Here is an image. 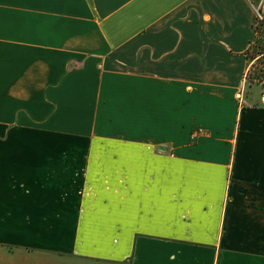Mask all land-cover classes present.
Returning <instances> with one entry per match:
<instances>
[{
	"label": "crops",
	"instance_id": "crops-1",
	"mask_svg": "<svg viewBox=\"0 0 264 264\" xmlns=\"http://www.w3.org/2000/svg\"><path fill=\"white\" fill-rule=\"evenodd\" d=\"M261 2L0 0V264H264Z\"/></svg>",
	"mask_w": 264,
	"mask_h": 264
},
{
	"label": "trees",
	"instance_id": "trees-1",
	"mask_svg": "<svg viewBox=\"0 0 264 264\" xmlns=\"http://www.w3.org/2000/svg\"><path fill=\"white\" fill-rule=\"evenodd\" d=\"M256 10L258 14V21L255 24L256 37L246 51L249 62L246 79L250 84L257 83L264 90V0Z\"/></svg>",
	"mask_w": 264,
	"mask_h": 264
},
{
	"label": "rangeland",
	"instance_id": "rangeland-1",
	"mask_svg": "<svg viewBox=\"0 0 264 264\" xmlns=\"http://www.w3.org/2000/svg\"><path fill=\"white\" fill-rule=\"evenodd\" d=\"M261 4H262V2L259 3V5H261ZM259 5L257 3L258 7H259ZM255 13H257L256 9H255ZM242 92H243V98H241L240 101L242 103H245V104L248 103L249 105H256L259 101L264 99V90L257 83L250 84L248 81H246L245 86H243ZM15 136H44V135L34 134L32 132H21V133L16 132ZM61 137H63V136H61ZM65 142L66 143L64 145L59 146V147H61L59 152H63V151H67V150L75 151L78 153H80V152L82 153L83 151L87 152L88 146H87V144H85V141H83V140H73L71 142L69 140H66Z\"/></svg>",
	"mask_w": 264,
	"mask_h": 264
}]
</instances>
